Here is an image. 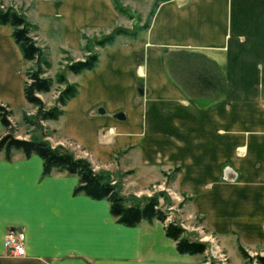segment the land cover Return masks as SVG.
<instances>
[{
    "label": "crops",
    "instance_id": "obj_1",
    "mask_svg": "<svg viewBox=\"0 0 264 264\" xmlns=\"http://www.w3.org/2000/svg\"><path fill=\"white\" fill-rule=\"evenodd\" d=\"M121 1L150 16L146 28L126 24L112 0H0L33 25L43 52L37 20L61 23L64 38L83 48V28L134 32L126 43L99 47L96 66L83 71L62 107L67 140L50 143H67L94 168L127 175L134 158L144 184L173 169L171 188L185 197L182 220L198 221L229 257L230 246L263 255L264 0ZM11 32L0 25V103L13 112L26 103L24 69L33 62H25ZM49 122L43 130L54 131ZM77 181L43 174L35 154H0V264H200L199 254L177 252L167 222L119 224L107 200L74 193ZM9 229L23 231L24 255L4 251Z\"/></svg>",
    "mask_w": 264,
    "mask_h": 264
},
{
    "label": "trees",
    "instance_id": "obj_2",
    "mask_svg": "<svg viewBox=\"0 0 264 264\" xmlns=\"http://www.w3.org/2000/svg\"><path fill=\"white\" fill-rule=\"evenodd\" d=\"M115 8L119 12L126 9L119 5L118 0H112ZM0 25H9L12 29L11 36L19 47L23 58L26 61H32L33 67L25 72L27 81L25 82L23 93L25 101L30 104L35 113L31 118L24 115L23 120L26 124L36 125L41 131V137L30 136L28 139H21L14 136L15 131L9 117L11 110L7 105L0 103V124L4 130L0 135V154L4 159L9 160L14 151H20L24 157L33 154L39 156L42 160L43 174H49L53 171L65 172L69 175H75L78 179L74 188L75 194H84L92 199H105L109 203L111 216L119 224L127 227L138 225L142 220L152 222L166 220L165 212L158 206L156 196L134 198L125 196L120 191V186L116 182L99 172H95L91 163L84 157H76L73 153L62 146H52L48 140L44 139L42 132V121L57 120L63 110L66 102L78 92L77 84L66 82L63 73L57 75L58 84H64V89L59 93L55 105L46 108L45 103L39 97V94L50 90L52 81L44 77L43 49L37 45L31 36L33 25L29 23L23 14L8 6L0 7ZM144 26L143 28H146ZM134 36V32H131ZM113 35L106 36L96 42L99 47H104L113 42ZM88 54L82 59L73 60L67 65V70L72 74H79L83 71L92 70L98 62V53L87 50ZM165 236L175 242V248L180 254H202L206 251L205 243L191 240L186 236L185 229L174 221L167 222L163 226ZM241 256L249 260V255L242 249H239ZM257 264H264V254H257L254 258Z\"/></svg>",
    "mask_w": 264,
    "mask_h": 264
},
{
    "label": "rangeland",
    "instance_id": "obj_3",
    "mask_svg": "<svg viewBox=\"0 0 264 264\" xmlns=\"http://www.w3.org/2000/svg\"><path fill=\"white\" fill-rule=\"evenodd\" d=\"M118 2L122 8L126 9L124 12H120L126 20H129L126 24H128V22L135 24V30L142 29L148 24V20L150 18L148 14L144 16L134 14L133 12L128 10L125 5H123L121 0H118ZM34 17V14H28V18L35 21ZM35 24L39 26V29H41L42 33L40 35L42 36V38H44V41L46 42V50L44 52L43 57L44 61L46 62V65H43V76L51 79L52 81L50 90L46 93L39 94V97L45 103L46 108L55 105L59 93L65 87L64 84H58L56 81L57 75L59 73L64 74L66 82L69 84L77 83L79 85L81 83V77L85 73L82 72L81 75L72 74L67 70V65L77 58L82 59L80 55H82V57L85 55L83 53V49L86 52L87 50H89L99 53L100 48L96 45V42L103 39L104 37L113 35V42L111 44L116 45L126 43L128 40H131L132 36V29L125 28V26L121 25L113 26L109 29L101 28L100 30H87V28H83L82 33L80 34L81 36L83 35L82 37H84L83 48L82 42L81 46H78L75 40L69 37H67V39L64 38V33L62 30L63 27L61 23L55 27L53 22L37 20ZM27 67L28 65L25 66V72L27 70ZM26 81L27 78L25 76V82ZM34 111L35 109L26 102L22 108L18 107L17 109L13 110V112H11V116L9 117V119L15 129V131L13 132L15 137L21 139H28L30 136L41 137L42 133L36 125L26 124L23 120L24 115H27L29 118L32 119L35 113ZM30 113H32V115ZM45 121H42L41 125ZM48 124L50 129L55 130H42L44 134V139L49 141V138H52L54 140L64 138L65 140H67V122L64 118H60L58 121L51 120V122H49ZM56 146H62L66 150L73 153L74 156L80 157L78 154H76L69 148L67 143H65V145L60 143ZM120 163H122L121 160ZM130 163L134 165V172L130 173V171H128V173H130L129 175L116 170L112 172L109 170L97 169L96 167H93V164L91 165L95 172L104 174L108 176L112 180V182H116L120 186L121 193L125 196L134 197L137 199L143 197L156 196L158 200V206L165 212L167 216L164 223L174 221L185 229L186 236L189 239L206 244V251L202 254H199L201 258L200 264H243V260L244 264H256V262L254 261L256 255H249L250 259L245 260L243 259L241 254H239L238 250L233 246H230L231 256L229 257L225 249L221 246L220 241L216 240L212 236V234H210L205 228H203L198 223V221L193 222L189 219H181L179 213L181 205L185 201V197L184 199H182L178 195V193L173 191V189L171 188V183L174 179L173 169H164L163 175H165V178H161L163 182H161V179H157L153 184H144L146 180V175L144 171L142 169H138V166L135 165L136 161L134 160V158L129 161V165ZM155 176L158 177L159 174L156 173V175L148 176L147 178H152ZM140 185H142L144 188H139ZM221 252L226 255V261H223Z\"/></svg>",
    "mask_w": 264,
    "mask_h": 264
},
{
    "label": "built area",
    "instance_id": "obj_4",
    "mask_svg": "<svg viewBox=\"0 0 264 264\" xmlns=\"http://www.w3.org/2000/svg\"><path fill=\"white\" fill-rule=\"evenodd\" d=\"M3 249L11 256H22L25 254V243L23 231L9 229L4 234ZM223 261H226V255L221 252ZM257 264V263H256Z\"/></svg>",
    "mask_w": 264,
    "mask_h": 264
},
{
    "label": "water",
    "instance_id": "obj_5",
    "mask_svg": "<svg viewBox=\"0 0 264 264\" xmlns=\"http://www.w3.org/2000/svg\"><path fill=\"white\" fill-rule=\"evenodd\" d=\"M118 117H122L123 118V115L120 113V114H118Z\"/></svg>",
    "mask_w": 264,
    "mask_h": 264
},
{
    "label": "bare ground",
    "instance_id": "obj_6",
    "mask_svg": "<svg viewBox=\"0 0 264 264\" xmlns=\"http://www.w3.org/2000/svg\"><path fill=\"white\" fill-rule=\"evenodd\" d=\"M204 239H206V238H204Z\"/></svg>",
    "mask_w": 264,
    "mask_h": 264
}]
</instances>
